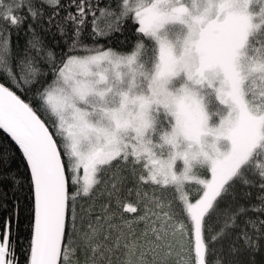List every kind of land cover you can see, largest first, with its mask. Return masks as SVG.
<instances>
[{"label": "snow or ice", "instance_id": "snow-or-ice-1", "mask_svg": "<svg viewBox=\"0 0 264 264\" xmlns=\"http://www.w3.org/2000/svg\"><path fill=\"white\" fill-rule=\"evenodd\" d=\"M0 264H264V0H0Z\"/></svg>", "mask_w": 264, "mask_h": 264}, {"label": "trees", "instance_id": "trees-1", "mask_svg": "<svg viewBox=\"0 0 264 264\" xmlns=\"http://www.w3.org/2000/svg\"><path fill=\"white\" fill-rule=\"evenodd\" d=\"M115 42V41H114ZM22 228H23V226H22Z\"/></svg>", "mask_w": 264, "mask_h": 264}]
</instances>
